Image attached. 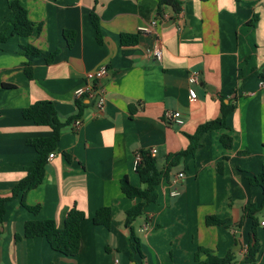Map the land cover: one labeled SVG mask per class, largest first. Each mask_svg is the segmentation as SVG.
Here are the masks:
<instances>
[{"label": "crops", "instance_id": "0c3cea01", "mask_svg": "<svg viewBox=\"0 0 264 264\" xmlns=\"http://www.w3.org/2000/svg\"><path fill=\"white\" fill-rule=\"evenodd\" d=\"M9 1L0 0V35L11 17ZM18 1L40 32L0 45V198L10 196L36 160L30 140L52 135L51 128L26 120L24 109L51 101L62 122L78 116V102L83 112L78 129L75 119L63 130L43 184L26 196L38 214L19 198L8 203L0 224V264H111L116 258L121 264H196L201 248L219 258L231 255L233 264H264L263 192L247 180L264 166V0H178L180 13L159 7V0ZM65 31L76 33L72 47ZM122 36L137 42L124 46ZM27 46L42 55L23 53ZM154 50L161 51L160 59ZM104 66L109 72L100 84L107 100L99 111L95 100L78 99L75 91ZM191 74L199 75L194 102ZM222 103L233 107L228 128L206 133L202 148L163 176L157 202L127 228L126 212L141 200L127 198L120 183L127 177L142 187L136 154L156 149L159 169L166 172L168 157L185 151L201 125L221 117ZM169 111L180 112L185 124L168 122ZM224 135L232 137L229 149L221 142ZM254 206L260 250L245 263L242 252L254 228L245 210ZM73 207L86 215L77 256L54 251L45 238H24L26 222L54 220L61 226ZM103 207L112 209L109 229L93 222ZM207 217L225 223L208 226Z\"/></svg>", "mask_w": 264, "mask_h": 264}, {"label": "trees", "instance_id": "16d2710c", "mask_svg": "<svg viewBox=\"0 0 264 264\" xmlns=\"http://www.w3.org/2000/svg\"><path fill=\"white\" fill-rule=\"evenodd\" d=\"M207 2L210 0H201ZM97 3L98 0H95ZM170 6L176 13L182 11V4L178 0H159V7ZM9 7L11 10V17L8 21L7 29L0 35V45L7 42L10 37H30L36 32H40V26H37L28 17V11L21 5L18 0H10ZM92 22L98 34V40L101 42L100 36V21L95 10L92 12ZM256 25L257 18L252 21ZM65 38L68 46L72 47L75 43L76 33L72 31H65ZM137 40L132 36H122L121 43L124 46L134 45ZM23 53L32 56H40L43 52L33 46L24 47ZM57 52L52 54L47 60L51 63L56 57ZM26 73L31 78V71L26 70ZM5 88H13L12 86H5ZM82 102H78L79 114L76 117L62 122L59 118L58 111L51 101H39L24 109L23 117L26 120H31L36 126L49 127L52 130V135L49 138L30 140L29 145L34 147L38 156L34 163L25 169L26 176L21 179L12 189L10 196L0 198V224L4 222V217L7 213V205L9 202L20 199L21 205L33 214H38L40 208L37 206H30L26 202L27 194L40 187L46 176V169L48 166L49 155L58 150V143L61 138L63 130L70 126L71 123L82 115ZM233 111V107L222 103L221 117L217 120L201 125L194 135L189 136V147L180 153L168 157V167L166 172L160 171L156 158L152 157L150 153H142L143 160L137 166L136 172L140 178L142 187L133 186L127 177L121 180V191L129 199H140L141 201L126 212L125 226L132 229V225L144 214V210L158 200L156 193L157 187L167 172L176 168L182 159L188 156H195L196 153L203 146V136L206 133L227 129V118ZM221 142L225 148L232 147V137L224 135ZM223 163L219 164V172H222ZM250 185L258 187L263 192L264 205V166L258 175L247 178ZM259 209L254 206L245 210V217L254 220V228L252 232V242L248 247V254L245 263H252L255 261L256 255L260 250L259 240L256 233L257 221L254 218L255 213ZM86 219L84 212L73 207L65 216L62 225H58L54 220L44 221H29L25 224L24 238H45L50 244L51 248L62 254L67 258H73L78 255L81 248L82 233L81 225ZM112 209L103 207L96 212L93 222L96 226H103L110 228L112 224ZM206 223L208 226L223 225L225 222L216 219L215 217H207ZM17 239H20L18 236ZM132 239L138 242V239L133 235ZM136 253H140L139 248H135ZM196 264H233V257L231 255L226 258H219L213 252L199 249L195 256ZM142 264V263H140Z\"/></svg>", "mask_w": 264, "mask_h": 264}, {"label": "built area", "instance_id": "2783aa9c", "mask_svg": "<svg viewBox=\"0 0 264 264\" xmlns=\"http://www.w3.org/2000/svg\"><path fill=\"white\" fill-rule=\"evenodd\" d=\"M157 22L156 20H153L151 23V27H156ZM146 32L149 31V29H144ZM153 54L157 57V58H161L162 54L160 50H154ZM109 72L108 67L104 66L101 69H99L98 71H96L93 74L88 75V83L75 91V97L78 99H88V100H95L96 103V107L99 111L104 110L105 105H106V90L105 88H103L100 84L101 79L106 76ZM189 83L191 85L190 89H189V100L190 102H194L197 100L198 98V94L195 88H193V86H196L199 84V75L198 74H191L189 77ZM262 86H264V82L261 83ZM165 118L168 122H173L178 126H183L185 124V120L184 117L182 116V114L180 112H166L165 114ZM74 127L76 129H78L81 125H82V120L77 119L74 121L73 123ZM158 151L156 149H152L150 151V154L152 157H156ZM56 157L55 153H52L49 155V159H54ZM143 157H142V153H137L136 154V158H135V167L137 168V166L142 162ZM178 178H184V174L180 173L178 175ZM179 192L177 190H174L172 192V196H178ZM262 225L264 226V222L262 223ZM243 256H246L248 254V247H246L243 250ZM111 264H121V261L119 258H116L113 260V262ZM238 264V263H237Z\"/></svg>", "mask_w": 264, "mask_h": 264}]
</instances>
